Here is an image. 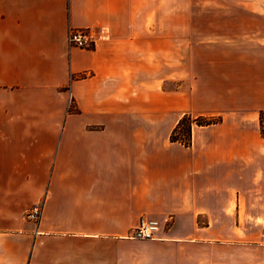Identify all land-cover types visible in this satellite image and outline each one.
Returning <instances> with one entry per match:
<instances>
[{
	"label": "crops",
	"instance_id": "1",
	"mask_svg": "<svg viewBox=\"0 0 264 264\" xmlns=\"http://www.w3.org/2000/svg\"><path fill=\"white\" fill-rule=\"evenodd\" d=\"M263 124L264 0H0V264H264Z\"/></svg>",
	"mask_w": 264,
	"mask_h": 264
},
{
	"label": "built area",
	"instance_id": "2",
	"mask_svg": "<svg viewBox=\"0 0 264 264\" xmlns=\"http://www.w3.org/2000/svg\"><path fill=\"white\" fill-rule=\"evenodd\" d=\"M98 36L95 35L91 29H74L69 28L66 36L68 47H77L82 49H89L95 45ZM41 215V205L34 204L26 209L22 218L27 221L37 223ZM169 221V220H168ZM160 228L159 222L155 220L141 219L138 225L134 228L131 235L135 239H152L156 236Z\"/></svg>",
	"mask_w": 264,
	"mask_h": 264
},
{
	"label": "trees",
	"instance_id": "3",
	"mask_svg": "<svg viewBox=\"0 0 264 264\" xmlns=\"http://www.w3.org/2000/svg\"><path fill=\"white\" fill-rule=\"evenodd\" d=\"M219 121V117L211 116H195L194 118L190 114H185L177 123L173 129L170 140L179 142L184 146L191 145V130L192 126L209 125ZM263 131V130H262Z\"/></svg>",
	"mask_w": 264,
	"mask_h": 264
},
{
	"label": "rangeland",
	"instance_id": "4",
	"mask_svg": "<svg viewBox=\"0 0 264 264\" xmlns=\"http://www.w3.org/2000/svg\"><path fill=\"white\" fill-rule=\"evenodd\" d=\"M192 115V117L194 118V116L196 115V113H190ZM196 125H193L192 127H195ZM264 126V124H263Z\"/></svg>",
	"mask_w": 264,
	"mask_h": 264
}]
</instances>
